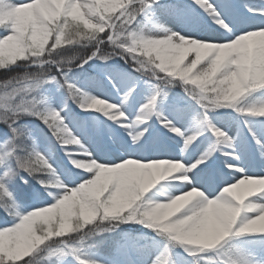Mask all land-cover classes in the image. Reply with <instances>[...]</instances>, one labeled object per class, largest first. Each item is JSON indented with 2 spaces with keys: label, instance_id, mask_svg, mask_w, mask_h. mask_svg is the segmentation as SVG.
Returning <instances> with one entry per match:
<instances>
[{
  "label": "snow or ice",
  "instance_id": "obj_1",
  "mask_svg": "<svg viewBox=\"0 0 264 264\" xmlns=\"http://www.w3.org/2000/svg\"><path fill=\"white\" fill-rule=\"evenodd\" d=\"M17 69L0 264H264V0H0Z\"/></svg>",
  "mask_w": 264,
  "mask_h": 264
},
{
  "label": "trees",
  "instance_id": "obj_2",
  "mask_svg": "<svg viewBox=\"0 0 264 264\" xmlns=\"http://www.w3.org/2000/svg\"><path fill=\"white\" fill-rule=\"evenodd\" d=\"M83 51V50H80ZM69 55H72L74 53H68ZM22 71V69H17L16 71H9V72H5L0 70V81H3L5 79L10 78L11 76H14L17 74V72ZM98 244L100 247V251L104 254L107 253L108 249L111 246V240L109 238H105V239H98Z\"/></svg>",
  "mask_w": 264,
  "mask_h": 264
},
{
  "label": "rangeland",
  "instance_id": "obj_3",
  "mask_svg": "<svg viewBox=\"0 0 264 264\" xmlns=\"http://www.w3.org/2000/svg\"><path fill=\"white\" fill-rule=\"evenodd\" d=\"M162 2H173V0H162ZM231 2L239 3L240 0H231ZM169 24L170 26L176 27L178 31L180 30L179 26L174 21H169ZM119 63L123 66V61H120ZM76 111L78 112L79 109H76ZM24 189L27 190V186H24Z\"/></svg>",
  "mask_w": 264,
  "mask_h": 264
}]
</instances>
